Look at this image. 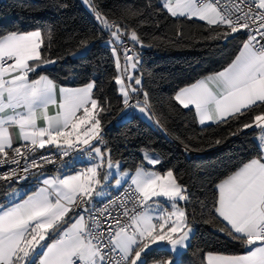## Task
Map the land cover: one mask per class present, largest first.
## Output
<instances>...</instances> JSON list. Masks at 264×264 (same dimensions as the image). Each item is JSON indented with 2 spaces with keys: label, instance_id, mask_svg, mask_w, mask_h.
<instances>
[{
  "label": "snow or ice",
  "instance_id": "snow-or-ice-1",
  "mask_svg": "<svg viewBox=\"0 0 264 264\" xmlns=\"http://www.w3.org/2000/svg\"><path fill=\"white\" fill-rule=\"evenodd\" d=\"M83 2L109 32L112 51L116 53L112 45L123 49V74L114 78L120 85L123 104L151 118L148 94L137 87L142 85L138 73L140 54L134 48L152 45L144 44L128 25L109 20L89 0ZM161 7L172 17L206 21L214 26L212 38L217 40H226L242 30L247 32L239 54L227 67L175 94L173 99L179 105L194 108L201 125L238 121L255 108L264 107V0H162ZM138 14L131 8L123 12L124 16ZM45 37L50 47L51 28L46 32L12 31L0 36V166L15 165L0 174V180L15 178L20 182L28 179L32 169L55 164L56 160L49 156L35 155L46 145L63 147L62 157L69 155L67 149L87 145L90 166L74 175L32 173L41 187L24 198L13 192L7 205L0 204V264H147L144 257L154 246L168 245L172 253L186 250L193 234L187 213L179 205L180 201L189 200L186 186L179 183L173 170L166 175L143 166L137 167L134 174L119 171V162L111 160V149L101 150L105 142L100 114L108 111L109 106L93 97L94 82L57 90L56 83L45 75L30 79L37 69L55 63L42 55ZM124 38L131 41L132 48L125 45ZM80 47L86 50L87 41L82 40ZM116 65L121 67L118 55ZM130 68L137 74H131ZM129 92L142 94L143 101L136 99L130 104ZM49 105H56L55 115L48 114ZM38 120H43L45 126H38ZM155 123L159 126L160 122ZM253 126L260 129L259 154L216 184V199L207 221L226 222L227 227L219 231L238 241L246 251L239 255L209 253L208 264H264V111L230 135H239ZM13 128L18 134L11 131ZM16 140L20 143L14 147ZM220 143V139L214 141L215 145ZM184 147L186 152L193 150L188 145ZM144 159L153 166L161 163L159 156L145 154ZM105 165L109 171L103 179L107 180L114 171L117 187L127 181L134 186L131 209L123 203L117 205L119 211L115 213L107 204L99 212L88 207L93 193L103 195V190L97 192L95 186L101 184L100 169ZM160 197L170 202L171 211L165 212L158 202L149 205L153 198ZM69 213H76V218L65 228L66 218L71 219ZM49 239L50 243H42Z\"/></svg>",
  "mask_w": 264,
  "mask_h": 264
},
{
  "label": "trees",
  "instance_id": "trees-1",
  "mask_svg": "<svg viewBox=\"0 0 264 264\" xmlns=\"http://www.w3.org/2000/svg\"><path fill=\"white\" fill-rule=\"evenodd\" d=\"M90 3L109 20L134 29L144 44L152 45L136 47L140 54L139 87L147 92L150 112L154 121L160 122L159 126L153 127L137 114L117 123L126 106L114 79L118 72L108 44L109 32L81 0H4L0 2V36L12 31L46 32L51 28V45L48 47L45 37L41 51L55 63L39 69L32 77L46 75L69 87L94 82L93 97L109 106L100 119L111 160L119 162L123 171L135 172L144 164L143 152L156 154L163 160L156 169L161 174L173 170L179 183L186 186L189 200L181 206L194 233L176 264H206L209 253L243 254L246 249L238 241L219 231L227 227L222 221H207L216 199V184L260 151L257 142L260 129L253 126L236 136L230 133L250 122L264 107L255 108L238 121L201 126L195 110L184 109L173 97L180 89L227 67L239 54L245 35L238 32L226 40L214 39V26L197 19L172 17L161 7V0H90ZM60 4L67 7H58ZM127 8L139 14L124 16ZM82 40L87 41V51L78 55L83 50ZM130 95L135 100L144 99L142 94ZM217 139L222 143L215 145ZM184 145L193 150L186 152ZM15 188L0 186V204H5L7 194ZM144 258L150 264L173 259L174 255L168 249L153 248Z\"/></svg>",
  "mask_w": 264,
  "mask_h": 264
},
{
  "label": "built area",
  "instance_id": "built-area-1",
  "mask_svg": "<svg viewBox=\"0 0 264 264\" xmlns=\"http://www.w3.org/2000/svg\"><path fill=\"white\" fill-rule=\"evenodd\" d=\"M245 35V40L247 39V32L242 30L241 31ZM111 39V37H110ZM125 39V45L129 48H132L133 45L130 40L127 38ZM116 47V53L119 56L120 59V65L121 68L123 69L124 65V56H123V49L120 48L119 46L113 45ZM134 51L137 52L136 48H134ZM131 55V53H129ZM135 59V58H134ZM134 99L132 98L130 100V104H133ZM101 136L103 137V140L105 142V138L103 136V131L101 132ZM97 142L94 141V144ZM105 144H102L101 147H105ZM88 147L85 145H79L78 149L72 150V149H67L69 152L68 156H61L60 152L64 150V148L61 149H40L36 152V156L39 157L41 155L49 156L50 158H53L56 160L55 164H45L43 168L40 169H32V172L28 174V179L22 180L20 182H17L15 178H13L11 181H5V180H0V186L2 185H11L15 187H33L39 184V182L35 179V176L32 173H43V174H48V173H55V172H60L63 170L67 162H69L71 159H74L76 157L82 158L84 161L89 162L88 159V153L85 151ZM23 163V161H22ZM11 167H15V165H3L0 166V174L6 173L9 171ZM20 175H24L23 172L20 173ZM112 201H115V204L112 203ZM135 201V196H134V186H130V184H126L120 189L116 190L112 194H110L107 198L103 200H97L93 197L91 201L88 203V207L91 209H95L97 212L102 210L105 204L108 205L109 210L113 211L114 213L116 211H119V208L117 205L120 204H125L129 209L133 207V202ZM80 210L77 209L76 212L78 213ZM74 215L76 213H73Z\"/></svg>",
  "mask_w": 264,
  "mask_h": 264
},
{
  "label": "crops",
  "instance_id": "crops-1",
  "mask_svg": "<svg viewBox=\"0 0 264 264\" xmlns=\"http://www.w3.org/2000/svg\"><path fill=\"white\" fill-rule=\"evenodd\" d=\"M161 3H162V0H161ZM191 19H197V20H199L198 18H191ZM201 21V20H200ZM203 22H205V23H207L206 21H203ZM50 65H53V63H51V64H46V65H44V66H50ZM43 66V67H44ZM39 69H37V71H38ZM35 73V72H34ZM32 74L33 73H31L30 74V79H36V78H38V76L37 77H32ZM46 76V75H45ZM48 77V76H47ZM49 78V77H48ZM50 79V78H49ZM203 79V78H202ZM196 83V82H195ZM56 85H57V90L60 88V87H68V88H80V87H69V86H63V85H60V84H57L56 83ZM191 86V85H190ZM84 87V86H83ZM187 87H189V86H187ZM93 90H94V88H93ZM130 94H131V92H130ZM57 99L59 100V94H58V92H57ZM141 101H143V100H141ZM190 108H192V107H190ZM194 109V108H193ZM56 111H57V107H56V105H49V108H48V114L49 115H55L56 114ZM124 111V110H123ZM123 113V112H122ZM121 113V114H122ZM131 114H137V115H139V117H141L142 119H144L145 118V114H143V113H141V112H136V111H133V112H131ZM78 115H80V113H78ZM196 115H197V113H196ZM151 118L153 119V120H155L154 118H153V116H152V114H151ZM145 120V119H144ZM197 120H198V123H199V117H198V115H197ZM37 124H38V126H40V127H43V126H45V123H44V121L43 120H38L37 121ZM211 124H217V123H215V122H206L204 125H201L200 123H199V125H201V126H206V125H211ZM11 131L14 133V134H18V130L17 129H15V128H13V129H11ZM95 141V140H94ZM94 141H92V144L93 145H95L94 144ZM20 143V141L19 140H16V142L14 143V147L15 146H17L18 144ZM85 146H87V145H85ZM88 147V146H87ZM63 148V147H62ZM45 149H58V148H56L55 146H51V145H46V147L44 148V150ZM101 150L102 151H104V149H103V147H101ZM145 154H147L148 156H158V155H156V154H153V153H149V152H143V154H142V156H143V161H144V164L142 165L144 168H146V169H148L149 171H155L156 173H158V174H160V175H166V173L165 174H161L157 169H156V167L158 166V165H160L162 162H163V160H162V158H161V163L160 164H157V165H149L148 163H147V161L144 159V156H145ZM115 163V162H114ZM90 166V162H86V161H84L82 158H78V157H76V158H74V159H71L69 162H67V164L65 165V167L63 168V170H61L60 172H55V173H48V174H43L44 176H53V175H60V176H63V175H65V174H71V175H74V174H77V173H79V172H83V171H86V169L88 168ZM119 171L120 172H125V171H123L122 169H121V164L119 163ZM107 171H109L108 169H107V167H106V165H105V167L104 168H102V169H100V173H101V184L100 185H96L95 187H96V191L97 192H100L101 190H103V195H101V196H97L95 193H93V197L95 198V199H97V200H103V199H105V198H107L110 194H112L113 192H115L116 190H118L120 187H117L116 185H115V183H114V180H115V178H116V173L113 171V175L112 176H110L107 180H105V179H103V177H104V175L106 174V172ZM134 173V172H133ZM35 179L39 182V184L38 185H36V186H33V187H16L15 189H13V190H11L8 194H7V196H6V202H5V204L4 205H7L8 204V202H9V195L11 194V193H13V192H15V193H17L18 195H19V197H21V198H24V197H26L27 195H29V194H31V193H33V192H35L39 187H41L42 186V184L40 183V181L37 179V177L35 176ZM125 185V184H124ZM160 198H163V197H160ZM154 199V198H153ZM168 202V201H167ZM186 201H181V204H183V203H185ZM169 204H170V202H169ZM181 204H180V206H181ZM182 207V206H181ZM169 210L171 211L172 209H170L169 208ZM69 217L71 218V219H69V218H66V219H68V223H66L65 225H64V227L65 228H67V227H70V225H71V223L72 222H74V220H75V218H76V214L74 215L73 213H69ZM226 226H227V224H226V222H223ZM192 237V236H191ZM55 237L53 236L51 239H54ZM51 239H49L48 241H45V242H42V243H50L51 242ZM190 242V241H189ZM189 242H188V244H189ZM153 248H157V247H153ZM158 248H165V249H168V250H170L171 251V249H170V246H168V245H161L160 247H158ZM40 251V249H37V252H39ZM185 250H178V253H173V255H174V258L173 259H171L172 261H173V264H176L177 263V258L180 256V254L182 253V252H184ZM244 254V253H243ZM213 255H218V254H213ZM34 256H35V254H34ZM167 261V260H166ZM166 261H161V262H166ZM161 262H153V263H150V264H161ZM205 263L206 264H208V254L206 255V257H205Z\"/></svg>",
  "mask_w": 264,
  "mask_h": 264
},
{
  "label": "rangeland",
  "instance_id": "rangeland-1",
  "mask_svg": "<svg viewBox=\"0 0 264 264\" xmlns=\"http://www.w3.org/2000/svg\"><path fill=\"white\" fill-rule=\"evenodd\" d=\"M2 1H4V0H0V2H2ZM81 2L83 3V5L88 9V10H90V8H89V6L87 5V4H85L84 2H83V0H81ZM89 3H90V0H89ZM91 11V10H90ZM92 12V11H91ZM112 47H114V46H112ZM86 51H87V49L86 50H81L79 53H78V55H83V54H85L86 53ZM113 52V51H112ZM113 55H114V58H115V61H116V57H117V53H114L113 52ZM119 57V56H118ZM119 62H120V59H119ZM140 63V62H139ZM138 66H139V64H138ZM116 67H117V65H116ZM122 68L120 67V68H117V72H118V75H122L123 74V72H122ZM129 72L131 73V74H133V75H136V70H133V69H129ZM127 80H125V84L127 85ZM137 87H139V86H137ZM120 88V85H118V89ZM119 93H120V91H119ZM120 95H122L121 93H120ZM129 95H130V92H129ZM131 96V95H130ZM135 99H134V101H133V103H135ZM133 111H136V112H140L138 109H134V108H131V107H125V109H124V111H123V113L118 117V120H117V123H122V122H124V121H126L128 118H130V116H131V112H133ZM145 121L147 122V123H149L150 125H152L153 127H155L156 126V123H155V121L152 119V118H147L146 116H145ZM120 168V167H119ZM146 169V168H145ZM146 170H148V169H146ZM125 172H127V173H129V174H134L133 172H130V171H125ZM124 184L126 185V184H130V181H127V182H122V184H121V187H123L124 186ZM120 187V188H121ZM119 188V189H120ZM154 202H158V206L159 207H162V208H164V210H165V212H169L170 210H169V202H167V200H166V198H154L153 199V201H149L148 203H149V205H154ZM181 204V201L179 202V205ZM155 206V205H154ZM192 226V225H191ZM192 228H193V233H194V227L192 226ZM193 235V234H192Z\"/></svg>",
  "mask_w": 264,
  "mask_h": 264
}]
</instances>
